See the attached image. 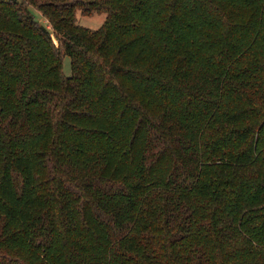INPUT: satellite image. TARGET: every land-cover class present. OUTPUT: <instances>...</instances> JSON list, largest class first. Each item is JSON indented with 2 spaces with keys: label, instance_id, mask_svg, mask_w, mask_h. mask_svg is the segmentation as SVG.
<instances>
[{
  "label": "trees",
  "instance_id": "1",
  "mask_svg": "<svg viewBox=\"0 0 264 264\" xmlns=\"http://www.w3.org/2000/svg\"><path fill=\"white\" fill-rule=\"evenodd\" d=\"M0 264H264V0H0Z\"/></svg>",
  "mask_w": 264,
  "mask_h": 264
},
{
  "label": "rangeland",
  "instance_id": "2",
  "mask_svg": "<svg viewBox=\"0 0 264 264\" xmlns=\"http://www.w3.org/2000/svg\"><path fill=\"white\" fill-rule=\"evenodd\" d=\"M20 1V0H17ZM32 13L34 14V17L36 20L41 22L42 24H45V19L41 15V13L33 8H29ZM106 14H93L91 17L88 16H82L80 12L77 14V23H79L82 26L91 28V29H97L99 28L103 22L105 21ZM63 72L66 76L71 75V66H70V58L68 56H65L63 59Z\"/></svg>",
  "mask_w": 264,
  "mask_h": 264
}]
</instances>
